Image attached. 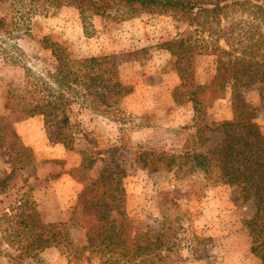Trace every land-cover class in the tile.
Segmentation results:
<instances>
[{"label": "rangeland", "instance_id": "1", "mask_svg": "<svg viewBox=\"0 0 264 264\" xmlns=\"http://www.w3.org/2000/svg\"><path fill=\"white\" fill-rule=\"evenodd\" d=\"M15 3L0 6V19L9 22L17 8L23 9L21 0ZM236 22L242 23L235 35L243 39L256 38L262 31L241 9L220 15L213 27L190 25L173 13H136L116 7L94 15L72 6L25 14L12 32L4 26L0 116L6 114L8 96L20 98L52 85L57 62L52 50L44 48V38L58 44L69 58L114 57L127 90L124 95H109L105 114L73 105L69 125L73 150L48 138L40 116L14 123L19 147L26 151L16 152L20 155L16 158L8 149L0 150V264H102L95 254L84 252L78 257L60 247L32 257L22 251L20 238L10 237V229L16 228L26 202L35 203L46 223H70L83 189L80 180L122 170L128 216L141 230L164 228L167 264H261L250 252L245 225L256 212L253 199L244 200L238 187L217 183L195 167L194 157L225 138L212 124L232 119L230 94L196 116L191 102H175L173 93L181 81L171 54L157 47L174 38H190L197 44L195 82L210 84L217 51L228 49L224 32ZM244 96L257 107L256 122L264 134V84L247 87ZM84 155L93 165L82 175ZM112 218L119 222L117 215ZM69 230L73 245L80 248L85 229L70 226Z\"/></svg>", "mask_w": 264, "mask_h": 264}, {"label": "trees", "instance_id": "2", "mask_svg": "<svg viewBox=\"0 0 264 264\" xmlns=\"http://www.w3.org/2000/svg\"><path fill=\"white\" fill-rule=\"evenodd\" d=\"M15 0H0V6ZM23 9L17 8L9 22L0 19V31L17 29L25 14L55 11L72 6L82 13L105 15L116 7L136 13H173L190 25L213 27L220 15L229 10L248 12L259 23L262 31L251 39L235 35L242 22L232 23L226 30L224 42L228 49L217 54L215 74L210 84L195 82L194 52L197 44L190 38H174L157 47L168 51L173 68L179 75L180 85L174 90L176 103L191 102L196 116H203L216 100L230 94L232 119L213 123L225 138L220 145L206 154L194 157L196 168L215 182L236 186L244 200L253 199L256 207L252 219L245 221L250 238V252L264 264V134L256 122L257 107L248 102L244 90L255 84H264V0H21ZM19 3V2H18ZM20 16V17H18ZM202 19V21H201ZM18 20V21H17ZM5 32V31H4ZM244 40L249 41L245 45ZM44 48L51 49L57 62V73L52 85L36 94L26 92L19 98L8 96L5 111L0 116V150L8 149L16 158L20 137L14 123L40 116L48 138L69 150L74 149L70 131V118L75 103L105 114L109 95H124L118 65L111 56L69 58L56 43L42 40ZM249 50V51H248ZM142 52L147 51L142 49ZM93 162L84 155L80 171L91 168ZM124 171H105L95 180H80L83 189L78 196L70 223H46L34 202L22 204L26 210L17 216L16 228L10 237L22 241V251L32 257L60 247L74 251L81 257L84 252L99 256L102 264H167L168 239L163 231L141 230L135 227L126 211ZM86 179V176H83ZM115 214L119 222L112 218ZM70 226L86 231L85 243L74 246ZM1 243V242H0Z\"/></svg>", "mask_w": 264, "mask_h": 264}]
</instances>
